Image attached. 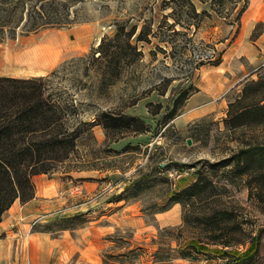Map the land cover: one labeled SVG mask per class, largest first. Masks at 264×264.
<instances>
[{"label":"rangeland","instance_id":"374dc122","mask_svg":"<svg viewBox=\"0 0 264 264\" xmlns=\"http://www.w3.org/2000/svg\"><path fill=\"white\" fill-rule=\"evenodd\" d=\"M54 1H71L70 17L76 23L28 34L18 27L15 37L0 41V76L26 78L55 71L52 89L66 92L77 108L74 118L134 116L148 130L135 131L133 124L95 125L80 133L75 150L51 172L75 175L73 182L114 184L106 196L110 201L129 188L125 199L108 205L95 201L80 212L86 221L75 220L80 225L68 229H62L65 223L57 217L36 226L52 236L63 230L76 235L75 230L101 213L121 211L127 218L135 212L152 228L137 229L126 220L105 234L101 264H231L253 249L252 239L260 234L254 264H264V165L237 175L232 161L244 149L264 151V71L246 76L240 71L248 52L256 51L251 45L264 24L251 28L246 11L238 24L235 16L244 0ZM254 2L248 0L247 10ZM138 34L144 39L137 40ZM35 50L53 54L36 57L34 63ZM233 76L239 80L229 87ZM184 98V105L168 118L174 103ZM187 104L196 110L189 119ZM196 172L205 191L183 198L185 205L176 203L179 224L156 226L155 215L172 207L169 195L198 178ZM81 199L83 194L74 204ZM216 212L228 216L224 232L229 235L221 240L231 241L229 246L205 242L210 232L203 219ZM191 238L206 244L197 251L180 250ZM158 248L169 255L162 263L152 255Z\"/></svg>","mask_w":264,"mask_h":264},{"label":"trees","instance_id":"16d2710c","mask_svg":"<svg viewBox=\"0 0 264 264\" xmlns=\"http://www.w3.org/2000/svg\"><path fill=\"white\" fill-rule=\"evenodd\" d=\"M27 1H33V4L28 5ZM211 1L224 3V0ZM59 3L54 0H0V41L6 37H15L18 27H20V33L28 34L48 27L63 28L76 23L70 17L71 1L58 5ZM247 5L248 0H244V4L236 13L235 19L238 24L240 16L247 10ZM18 8H21L20 15L14 21L13 17ZM143 39L144 37L140 34L137 35V40ZM126 46L131 47L129 42ZM100 47L101 43L98 48ZM53 75L55 71L46 76L26 78L0 76V221L3 213L16 199L26 202L34 197L33 176L49 173L56 164L64 162L77 147L76 142L80 133L86 130L92 131L95 125L103 127L123 125L127 128L134 125L135 131L148 130L146 123L134 116L125 115L118 118L101 113L92 121L74 118L77 115V108L64 96L66 92L63 89L60 91L52 89ZM186 100L187 98H184L180 103L175 102L168 118L173 116ZM257 150L255 148L239 151L232 159L235 174L253 173L264 165V151ZM195 175L198 176V172ZM199 178L202 177H195L186 186L171 193L169 198L172 205L176 203L185 205L183 198L190 200L205 191L202 188L203 182ZM127 189L129 188L116 196L117 201L125 199L123 193ZM85 215V213H79L63 218L57 217L55 220L65 223L62 229H68L71 226L83 224L86 221ZM78 219L81 222L75 225V220ZM227 221L228 216L221 212L203 219V223L208 226L210 232L205 242H219L229 246L231 241L221 240L223 235H229L224 232ZM36 229L45 231L37 226ZM261 238V234L254 237L253 249L248 254L235 259V262L231 264H254V256L258 252ZM204 244L206 243L203 240L191 238L185 240L179 249L197 251L199 246ZM152 255L154 261L158 263H162L169 256L168 253L161 254L160 248Z\"/></svg>","mask_w":264,"mask_h":264},{"label":"crops","instance_id":"0c3cea01","mask_svg":"<svg viewBox=\"0 0 264 264\" xmlns=\"http://www.w3.org/2000/svg\"><path fill=\"white\" fill-rule=\"evenodd\" d=\"M245 14L248 15L251 28L257 22L264 24V0H256ZM251 46L255 47L256 51L248 52L246 63H241L240 71L243 76L253 75L254 70L259 68V71H264V30ZM32 57L36 63V56ZM252 66V70H247ZM231 79L229 87L239 80L234 76ZM193 96L195 94L190 95L188 99ZM186 107L188 108V104ZM187 108L186 118L189 119L196 114V110L192 106ZM72 178L75 179L76 176L58 171L33 176L34 197L26 202L16 199L2 215L0 264H101L100 251L105 246V234L113 232L126 220L129 224L137 226V229H140V225H143V230L152 228L143 224L144 220L135 212L125 218L121 216V211H115L101 213L94 220H89L86 225L75 230L76 235L69 230H63L58 236L37 230L36 224L55 217L88 211L95 201L100 203L105 200L108 201L107 205L117 201H110L106 197L114 188V184H104L98 179H78L73 182ZM80 193L84 195V201L81 199L79 204H74L76 196L81 195ZM178 212V205L173 204L170 209L156 214V226L161 228L179 224Z\"/></svg>","mask_w":264,"mask_h":264},{"label":"bare ground","instance_id":"6f19581e","mask_svg":"<svg viewBox=\"0 0 264 264\" xmlns=\"http://www.w3.org/2000/svg\"><path fill=\"white\" fill-rule=\"evenodd\" d=\"M52 50V49H51ZM35 56L38 58V59H46V58H48V57H50L53 53L50 51V52H48L47 50H44L43 51V54L41 53V51H37L36 52V50H35ZM42 54V55H41ZM36 58V59H37Z\"/></svg>","mask_w":264,"mask_h":264},{"label":"water","instance_id":"95a60500","mask_svg":"<svg viewBox=\"0 0 264 264\" xmlns=\"http://www.w3.org/2000/svg\"><path fill=\"white\" fill-rule=\"evenodd\" d=\"M187 143H188V144L190 143V139H187Z\"/></svg>","mask_w":264,"mask_h":264}]
</instances>
